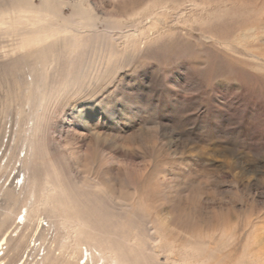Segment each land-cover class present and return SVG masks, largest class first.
<instances>
[{
  "label": "rangeland",
  "instance_id": "obj_1",
  "mask_svg": "<svg viewBox=\"0 0 264 264\" xmlns=\"http://www.w3.org/2000/svg\"><path fill=\"white\" fill-rule=\"evenodd\" d=\"M46 4L0 0L1 264H264V0Z\"/></svg>",
  "mask_w": 264,
  "mask_h": 264
},
{
  "label": "bare ground",
  "instance_id": "obj_2",
  "mask_svg": "<svg viewBox=\"0 0 264 264\" xmlns=\"http://www.w3.org/2000/svg\"><path fill=\"white\" fill-rule=\"evenodd\" d=\"M19 1L21 2L22 5H24V7L29 6L28 10L30 12L32 19L34 20V23L32 25L33 27L28 26L27 28H25V30L20 31L19 35H23L25 33V34H27V37H28V38H25L27 40L23 41L22 44L26 45V46H35V45H39V46L44 45L45 46V44L50 39L53 38V36L51 35V32H52L51 29H54V26H53V23L50 19L51 18L55 19L54 18L55 13L51 12L52 16H50L46 13L44 6H45L47 0H42V3L40 6L34 5L32 0H19ZM46 6L50 7L47 4H46ZM11 57H13V56H11ZM12 60H13V62L16 61L15 58H12ZM80 62H81V59H77V58L70 60V62L68 63L70 74L77 72V66L79 65ZM30 77H31V79H29V80H28V77H25L26 78L25 80L27 81L28 84H33L34 78L32 76H30ZM17 179H18V177H17ZM9 237H10L9 233L7 235H3L1 237V239H0V250L3 248L4 245H6L8 243V241H9V243L11 242V239L9 240ZM84 251H85V254L87 255L88 259L86 262L81 263V264H88L89 259L92 260L94 256H93L92 252H90V250L85 249ZM97 256L99 258H101L100 254H98V253H97ZM82 259L83 258L78 259L79 264H80ZM0 264H1V261H0Z\"/></svg>",
  "mask_w": 264,
  "mask_h": 264
},
{
  "label": "built area",
  "instance_id": "obj_3",
  "mask_svg": "<svg viewBox=\"0 0 264 264\" xmlns=\"http://www.w3.org/2000/svg\"><path fill=\"white\" fill-rule=\"evenodd\" d=\"M3 252H4V249L2 248L1 250H0V255H2L3 254Z\"/></svg>",
  "mask_w": 264,
  "mask_h": 264
}]
</instances>
